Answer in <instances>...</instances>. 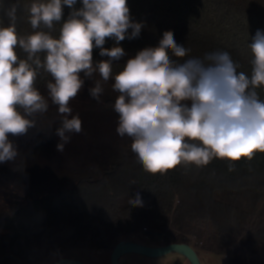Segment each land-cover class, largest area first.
I'll list each match as a JSON object with an SVG mask.
<instances>
[{
	"label": "clouds",
	"instance_id": "9594fccd",
	"mask_svg": "<svg viewBox=\"0 0 264 264\" xmlns=\"http://www.w3.org/2000/svg\"><path fill=\"white\" fill-rule=\"evenodd\" d=\"M76 3L16 0L6 8L0 5L8 20L7 26H0V163L18 155L10 137L26 135L48 111L36 87L41 72L52 78L47 88L61 116L58 151L70 142L67 134L82 132L79 115L68 118L70 101L84 84L80 74L91 78L98 72L101 80L89 89L90 95L99 102L103 83L114 79L112 89L119 93L112 106L118 113L116 132L130 138V149L147 173L204 167L213 159L228 161L233 170L237 162L264 153V100L256 91L264 87V30L258 29L247 45L250 75L237 71L240 65L227 51L182 59L191 49L178 44L172 31L114 74L112 62L126 54L120 42L137 38L144 25L131 19L128 0H82L79 9ZM65 5L71 11L61 23ZM21 12L32 29L27 35L17 31ZM108 38L115 46L104 47ZM96 48L109 59L94 62ZM128 203L143 206L139 193Z\"/></svg>",
	"mask_w": 264,
	"mask_h": 264
},
{
	"label": "trees",
	"instance_id": "16d2710c",
	"mask_svg": "<svg viewBox=\"0 0 264 264\" xmlns=\"http://www.w3.org/2000/svg\"><path fill=\"white\" fill-rule=\"evenodd\" d=\"M15 2L0 0V5ZM75 7H82V0ZM128 7L131 19L144 26L137 38L120 42L126 54L112 62L114 74L172 31L178 44L191 49L182 59L227 51L240 65L237 71L250 75L247 45L264 30V0H128ZM70 11L65 5L61 23ZM7 24L0 8V26ZM17 31H32L26 15ZM113 46L114 40L106 39L104 47ZM99 52L94 49V62L109 59ZM51 79L41 72L37 89ZM256 91L264 100V87ZM137 193L142 207L128 203ZM141 231L161 235L166 245L187 243L197 253L225 257L226 264H264V153L237 162L233 170L228 161L213 159L204 167L179 166L163 175L145 172L133 152L126 154L101 177H82L74 187L17 203L12 217H0V264H51L72 250H112Z\"/></svg>",
	"mask_w": 264,
	"mask_h": 264
},
{
	"label": "rangeland",
	"instance_id": "374dc122",
	"mask_svg": "<svg viewBox=\"0 0 264 264\" xmlns=\"http://www.w3.org/2000/svg\"><path fill=\"white\" fill-rule=\"evenodd\" d=\"M80 76L84 84L70 101L72 112L68 118L78 114L82 132L67 134L71 139L62 152L57 150L61 141L56 135L61 116L58 105L51 101L47 85L39 92L48 102V111L36 118V126L26 135L10 137L18 155L12 161L0 163V217H12L17 203L25 204L46 193L74 187L82 177L97 179L124 155L132 153L130 138H121L116 132L118 113L112 106L119 93L112 89L114 79L102 82L104 91L98 102L90 95L89 89L101 80L99 73H93L91 78L85 77L84 73ZM127 239L149 245H156L157 241L143 231L123 240ZM159 242L163 243L162 240ZM111 251L72 250L69 253L87 264H111ZM198 251L203 264H225L227 260L214 253ZM176 259H180L179 263ZM184 261L182 256L175 254L156 258L130 254L122 258L121 264H184Z\"/></svg>",
	"mask_w": 264,
	"mask_h": 264
},
{
	"label": "water",
	"instance_id": "95a60500",
	"mask_svg": "<svg viewBox=\"0 0 264 264\" xmlns=\"http://www.w3.org/2000/svg\"><path fill=\"white\" fill-rule=\"evenodd\" d=\"M159 235V234H158ZM156 245L138 243L133 240H121L113 247L110 255L111 264H121L122 257L127 254H135L148 258L167 256L170 254L186 257L190 264H203L197 251L189 244L170 243L168 245L157 243L162 240V236H157ZM51 264H86L73 258H57Z\"/></svg>",
	"mask_w": 264,
	"mask_h": 264
},
{
	"label": "flooded vegetation",
	"instance_id": "af4514ba",
	"mask_svg": "<svg viewBox=\"0 0 264 264\" xmlns=\"http://www.w3.org/2000/svg\"><path fill=\"white\" fill-rule=\"evenodd\" d=\"M148 236H150V237H153V239H156L157 238V236H160V235H158V234H155V235H150V234H148ZM62 257H65V258H73V259H77V260H79L78 258H76L74 255H72V253H68V254H65V255H63ZM59 258H61V257H59ZM80 261H82V260H80ZM83 262V261H82ZM83 263H86V262H83ZM87 264V263H86Z\"/></svg>",
	"mask_w": 264,
	"mask_h": 264
},
{
	"label": "crops",
	"instance_id": "0c3cea01",
	"mask_svg": "<svg viewBox=\"0 0 264 264\" xmlns=\"http://www.w3.org/2000/svg\"><path fill=\"white\" fill-rule=\"evenodd\" d=\"M198 254H199V251H198ZM127 255H130V254H127ZM127 255H126V256H127ZM131 255H135V254H131ZM138 256H139V255H138ZM176 256H179V255H176ZM141 257H142V256H141ZM144 257H145V256H144ZM199 257H201L200 254H199ZM122 258H123V257H122ZM183 258L185 259L184 264H190V262L188 261V259H187L186 257H183ZM179 260H180V259H176V262L179 263ZM121 262H122V261H121ZM176 262H175V263H176ZM224 262H225V261H224ZM225 264H226V262H225Z\"/></svg>",
	"mask_w": 264,
	"mask_h": 264
}]
</instances>
